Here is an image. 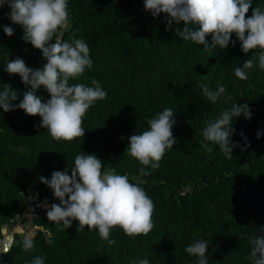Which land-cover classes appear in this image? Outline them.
Wrapping results in <instances>:
<instances>
[{
    "label": "trees",
    "instance_id": "1",
    "mask_svg": "<svg viewBox=\"0 0 264 264\" xmlns=\"http://www.w3.org/2000/svg\"><path fill=\"white\" fill-rule=\"evenodd\" d=\"M67 2L71 27L61 38L57 35L54 39L70 41L75 37L87 43L93 64L85 70L82 79L87 86H92V79L97 80L107 92L104 100L94 104L99 109L110 105V97L117 90L112 83L116 79L112 64L122 69L124 81H131L143 73L153 72V57L155 61H164L163 54L152 49L153 43L185 66L210 64L224 70L232 65L241 66L244 60L251 58V50L247 54L241 52L235 34L231 37L236 40L234 46L230 44L226 49L217 48L211 52L193 42L184 41L175 35V28L182 27L183 22L180 25L174 23L166 31L165 14L153 18L149 12L144 14V9H139L143 8L144 0ZM252 4L264 9V0H252ZM9 11L6 5L0 8V25H10L15 29L10 38L14 59L22 58L28 67H42L45 62L42 53L21 38L22 28L12 24L5 15ZM250 16L251 9L246 13V18ZM92 22L95 23L89 30L76 32ZM3 34L0 27V37ZM206 39L210 41L211 36ZM4 64L2 59L0 80L3 84L16 83L20 89L27 90L18 74L9 75L3 70ZM184 73L186 81L181 94L173 93L154 101L146 93L143 101L139 98L134 100L137 111H127L126 125L117 124L108 129L109 141L100 159L103 166H114L127 151L128 137L147 130L148 119L165 108L176 111L172 133L177 143L165 151L157 169L149 167L146 169L149 175L140 174V181L130 180L144 188L154 202L155 210L161 214L153 230L142 236L147 249L142 258L149 259L150 264H196V257L189 256L184 249L195 240L202 239L209 240L206 252L208 264H251L246 258L251 250L249 240L253 234L258 235L259 232L255 230L264 225V96L248 105L252 113L250 119L242 115L234 118L232 127L235 133L231 140L238 142L240 147L233 148V157L227 159L216 145H209L213 148L211 152L202 147L201 133L206 121L218 117L222 110L230 108L232 104L218 101L216 106L220 102L223 105L217 106L219 111L214 112V104L207 101L202 90L195 92L193 89L194 74L188 70H184ZM258 79L256 82L260 81L264 87V70L263 76ZM69 83L81 82L70 80ZM42 89L43 86L38 92L41 93ZM258 131L259 138L256 135ZM240 133L247 138L246 142ZM82 143L83 138L77 137L70 148L59 152V171L73 167ZM4 156L5 148L0 146V159ZM186 183L188 189L178 196L172 193L173 188ZM76 222L78 224L74 220L72 225ZM50 231L37 229L31 237L34 239L32 251L35 257H46L45 264H99L102 260L101 248L89 239L79 240L69 234ZM46 236L53 241L51 244L46 243ZM127 238L122 237V243L127 245ZM24 254L22 243H15L10 252L4 254L0 264H25V260H17Z\"/></svg>",
    "mask_w": 264,
    "mask_h": 264
},
{
    "label": "clouds",
    "instance_id": "2",
    "mask_svg": "<svg viewBox=\"0 0 264 264\" xmlns=\"http://www.w3.org/2000/svg\"><path fill=\"white\" fill-rule=\"evenodd\" d=\"M5 5L10 9L5 15L23 30L21 38L40 50L45 62L42 67L32 68L20 57L8 59L3 70L9 75L18 74L27 90L23 91L19 103H12L20 93L10 84H3L0 109L4 112L21 109L26 115H38L41 118L38 127L45 128L50 138L57 142L83 138V118L96 101L107 97V92L95 79L91 80L92 86L69 83L83 76L93 61L83 39H54L58 33L71 27L67 0H0V8ZM143 8L153 18L165 14L166 31L174 23L180 25L183 22L182 27L175 28V35L202 46L208 52L226 49L230 44L234 46L236 40L231 37L235 34L241 52H252L251 58L235 67L234 75L238 79L246 80V70L257 61L258 67L264 70V9L253 7L252 0H144ZM249 9L251 16L246 18ZM0 27L5 35H14L12 26ZM209 35L210 41L206 39ZM41 86L49 94L43 102L37 94ZM199 87L207 101L213 104L232 99L226 95L223 85H218L215 90L207 84ZM174 113L170 108L163 109L148 119L147 130L128 137L127 155L142 165L141 175H149L146 170L149 167L157 169L165 151L177 143L172 133L176 123ZM241 115L250 119L252 113L247 103L238 105L235 102L222 110L218 117L206 121L201 146L211 152L213 148L209 145H216L227 159H231L232 149L240 147L238 142L231 140L235 133L232 122ZM240 135L246 142L243 133ZM256 135L259 138L260 132ZM17 151L23 152L24 149ZM39 180L59 200V204L45 207L47 220L59 225L61 231L71 227L75 220L78 221L76 232L84 231L87 226L88 231H98L99 238L112 245L116 241L110 239V235L115 228L121 229L129 238H135L148 235L155 226L152 219L155 205L144 188L138 182H130L128 175L118 174L115 168L104 170L103 161L95 154L82 151L75 156L73 167L55 170L50 178L41 176ZM255 231L259 234L251 236V250L246 258L251 264H264V225ZM45 240L48 244L53 242L47 236ZM21 243L25 252L34 248L31 237H25ZM208 243L209 240L198 239L187 245L184 251L196 257V264H208ZM10 250L11 244H0V254H7ZM45 260L44 256H36L26 264H45ZM131 264H150V261L142 258L131 261Z\"/></svg>",
    "mask_w": 264,
    "mask_h": 264
},
{
    "label": "rangeland",
    "instance_id": "3",
    "mask_svg": "<svg viewBox=\"0 0 264 264\" xmlns=\"http://www.w3.org/2000/svg\"><path fill=\"white\" fill-rule=\"evenodd\" d=\"M139 9L144 8L139 7ZM146 13L145 11L144 14ZM112 17L116 18V16ZM94 23L78 28L76 32L87 31ZM67 31L69 32V29ZM67 31L58 33V38H61ZM10 38L5 34L0 37V61L4 59L5 63L8 59H14ZM152 49L161 52L164 61L160 59L155 61V57H153L151 62L154 65V70L150 74L143 73L131 81H124L122 69L117 64H112L116 76L112 83L117 87L116 93L110 97L111 103L108 107L99 109L93 105L87 111L82 123L85 134L79 154L83 151L86 154H95L100 158L104 154L106 142L109 141L108 129L117 124L126 125L128 123L127 111H137L134 100L139 98L143 101L146 93H149L154 101L158 98L162 100L173 93L181 94L186 81L184 70L194 74L193 89L195 92L201 91L200 84H207L213 90L218 85H223L226 95L232 97L231 101L226 102L227 104L236 102L238 105L244 103L250 105L253 100L258 102L257 99L264 96V87L261 86L260 81L256 82L263 76V70L256 64L246 70L248 78L240 80L234 75L236 65L224 70L216 69L210 64L185 66L180 64L176 58L160 50L154 43ZM78 81L83 83L82 76ZM11 87L20 93L18 99L12 103H19V100L23 98L24 90L20 89L16 83ZM2 88L3 81L0 80V90ZM40 91L41 93L37 92V94L41 97L42 102L46 101L49 94L44 89ZM222 102L217 106H222ZM217 106L213 105L216 113L219 111ZM174 112L176 115V111ZM40 119L38 115H26L21 109L9 112L0 109V146L5 148V156L0 159V244H5L4 231L6 227V230L11 232L18 230L15 231V235L18 233L15 239L8 243L11 246L22 242L25 237H32L37 229L45 230L48 233H51L50 230H52L55 233L69 234L79 240L87 238L90 242L98 245L103 252V258L99 264H131V261L141 259L147 253L146 242L142 236L129 238L123 231L115 228L111 231L110 239H114L116 243L109 245L99 238L98 231H88L86 227L84 231L76 232L77 222L61 231L59 225L47 220L45 205L59 204V200L53 196L52 190L48 186L40 182L39 177L50 178L53 171L59 170L58 154L60 151L70 148L73 140L57 142L51 139L45 128L38 127ZM173 130L174 128H172ZM19 148H23L24 151H17ZM141 167L142 165L128 156L125 151L114 166L105 165L103 169L115 168L118 174L128 175L129 180L140 181ZM187 184L182 187L178 186L176 189L173 188L172 193L178 196L183 190L189 188ZM14 204L16 205L14 206ZM26 219L27 227L18 229V225ZM152 219L154 224H158L161 219V214L155 208ZM122 237H128L125 240L128 242L127 245L122 243ZM3 257L4 254H0V260H3ZM34 257L35 253L31 250L17 260H25L26 264ZM83 264L89 263L84 262Z\"/></svg>",
    "mask_w": 264,
    "mask_h": 264
},
{
    "label": "crops",
    "instance_id": "4",
    "mask_svg": "<svg viewBox=\"0 0 264 264\" xmlns=\"http://www.w3.org/2000/svg\"><path fill=\"white\" fill-rule=\"evenodd\" d=\"M27 225H28L27 219L26 220H23L18 225V229H24L25 227H27ZM6 229H7V227L5 228V231H4V233H5L4 242L8 244V243H11L15 239V237L18 235V233H17V235H15V231H18V230H15L14 232H11V231L6 230ZM19 232H20V230H19Z\"/></svg>",
    "mask_w": 264,
    "mask_h": 264
}]
</instances>
